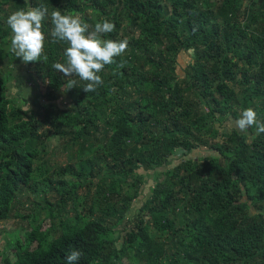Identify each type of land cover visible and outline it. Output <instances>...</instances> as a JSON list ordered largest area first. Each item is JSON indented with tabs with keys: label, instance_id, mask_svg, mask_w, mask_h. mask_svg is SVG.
I'll return each mask as SVG.
<instances>
[{
	"label": "trees",
	"instance_id": "obj_1",
	"mask_svg": "<svg viewBox=\"0 0 264 264\" xmlns=\"http://www.w3.org/2000/svg\"><path fill=\"white\" fill-rule=\"evenodd\" d=\"M29 5L78 14L92 27L107 18L115 29L104 38L128 41L94 92L52 68L67 45L52 42L46 18L47 60L25 63L47 80L42 108L29 113L10 98V67L21 59L10 51L6 21ZM0 7V221L19 206L31 210L30 196L20 199L25 191L43 203L30 216L17 213L30 229L12 240L11 254L0 250V264H66L72 250L82 253L78 264H264V133L217 126L248 107L264 121V0H0ZM192 50L181 73L180 55ZM70 79L78 87L67 90ZM63 88L69 106L55 103ZM58 139L69 158L53 172L45 157ZM203 146L215 155L196 160Z\"/></svg>",
	"mask_w": 264,
	"mask_h": 264
},
{
	"label": "clouds",
	"instance_id": "obj_2",
	"mask_svg": "<svg viewBox=\"0 0 264 264\" xmlns=\"http://www.w3.org/2000/svg\"><path fill=\"white\" fill-rule=\"evenodd\" d=\"M25 2L28 3V0ZM46 18L50 19L52 25V42H63L67 45L64 48V62H55L52 68L62 72L64 76L78 77L85 82L79 88L86 93L94 92L104 82L99 73L106 65L116 63L117 57L123 56L128 41L104 38L115 29L114 23L107 18L92 27L78 14H64L60 10L49 12L44 5H29L27 9L11 12L6 21L11 30L10 51L22 62L41 61V57L47 60L44 54L46 36L43 31ZM124 64L125 61L121 60L118 67L122 68ZM66 87L67 90L78 87L77 80H68ZM234 125L245 133L252 127H255L257 135L264 133V121L258 119L256 111L251 107L241 110ZM81 255L79 250L70 251L65 257L66 264H78Z\"/></svg>",
	"mask_w": 264,
	"mask_h": 264
},
{
	"label": "rangeland",
	"instance_id": "obj_3",
	"mask_svg": "<svg viewBox=\"0 0 264 264\" xmlns=\"http://www.w3.org/2000/svg\"><path fill=\"white\" fill-rule=\"evenodd\" d=\"M2 7H0L1 9ZM7 8V7H6ZM119 37L122 38V33H119ZM113 40H117V38H113ZM193 51V50H192ZM183 52L180 55L179 62H180V72H184L185 69L188 67L189 63L193 60V55L194 52ZM7 64V62H6ZM27 64L20 61V64L17 67H13L11 65L12 71H14V76L16 77L15 81H12L9 83V96L10 98H13L16 100V103L19 104L21 107H25L26 110H28L29 113H31V110L37 109L40 110L42 108V104L44 103L43 101V95L46 91V84L47 80L37 76L34 74L31 70H27ZM5 64L0 65V69L4 70ZM66 88H63L60 92L57 93L58 96V101L55 103L60 105V106H69L71 103L70 97L66 94ZM236 119H230L226 120L225 122L218 123L217 126L224 132L228 131H233L237 129L234 125V121ZM239 130V129H237ZM242 132V131H241ZM245 133V132H243ZM63 140H54L53 146H55L50 153L47 154L45 157V160L49 161V164L53 167V172L54 169H58V167L63 166L67 163L68 158H69V152L66 151L63 147L62 144ZM183 152L179 151L178 152V157L180 158L179 160L176 159L175 163L177 164L178 162L181 161V157ZM215 155V152L210 151L209 148L206 146L201 147L199 150L193 154L195 159H200V158H207V157H212ZM203 161H201V164ZM143 173V172H142ZM153 177L149 178L148 180V185L144 186V195H149L151 186L153 185ZM82 193H84L82 191ZM28 196H30V200L32 204H29L31 207V210L35 209L38 206H43L42 204H36L34 203L35 201V195L32 194L30 191H25L21 196L20 199L24 201ZM52 198L55 197V195L52 193L51 194ZM50 196V197H51ZM144 197H141V203H136L135 208L139 209L143 204L142 200ZM247 199V198H246ZM28 203V202H27ZM28 206V204H27ZM17 212L13 213L11 217L8 220L5 221H0V250L4 255H9L11 254V242L15 238H24L25 234V229L28 230L30 229V219H22L17 215V213H20L24 216H30L31 215V210H28L26 206H19L17 208ZM81 211L83 208L80 209ZM35 213L34 215H36ZM73 214H70L72 216ZM44 215L42 216V218ZM45 220V219H44ZM57 221V220H56ZM51 225L50 219L46 220L43 223V230ZM156 231H151L152 237L155 236ZM125 262L128 264V261L125 260Z\"/></svg>",
	"mask_w": 264,
	"mask_h": 264
},
{
	"label": "crops",
	"instance_id": "obj_4",
	"mask_svg": "<svg viewBox=\"0 0 264 264\" xmlns=\"http://www.w3.org/2000/svg\"><path fill=\"white\" fill-rule=\"evenodd\" d=\"M13 67H17V66H15V65H12Z\"/></svg>",
	"mask_w": 264,
	"mask_h": 264
},
{
	"label": "water",
	"instance_id": "obj_5",
	"mask_svg": "<svg viewBox=\"0 0 264 264\" xmlns=\"http://www.w3.org/2000/svg\"><path fill=\"white\" fill-rule=\"evenodd\" d=\"M192 52H194V50H193ZM194 54H195V53H194Z\"/></svg>",
	"mask_w": 264,
	"mask_h": 264
}]
</instances>
